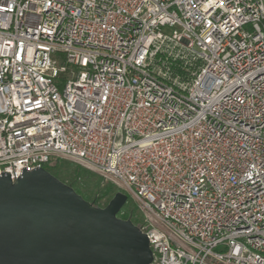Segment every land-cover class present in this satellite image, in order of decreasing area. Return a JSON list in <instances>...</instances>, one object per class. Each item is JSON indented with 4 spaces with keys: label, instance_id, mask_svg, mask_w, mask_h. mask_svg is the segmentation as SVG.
<instances>
[{
    "label": "built area",
    "instance_id": "built-area-1",
    "mask_svg": "<svg viewBox=\"0 0 264 264\" xmlns=\"http://www.w3.org/2000/svg\"><path fill=\"white\" fill-rule=\"evenodd\" d=\"M57 160L149 264H264V0H0V173Z\"/></svg>",
    "mask_w": 264,
    "mask_h": 264
},
{
    "label": "water",
    "instance_id": "water-1",
    "mask_svg": "<svg viewBox=\"0 0 264 264\" xmlns=\"http://www.w3.org/2000/svg\"><path fill=\"white\" fill-rule=\"evenodd\" d=\"M128 196L85 200L43 167L0 173V264H149L145 233L117 216Z\"/></svg>",
    "mask_w": 264,
    "mask_h": 264
},
{
    "label": "rangeland",
    "instance_id": "rangeland-1",
    "mask_svg": "<svg viewBox=\"0 0 264 264\" xmlns=\"http://www.w3.org/2000/svg\"><path fill=\"white\" fill-rule=\"evenodd\" d=\"M56 164L57 166L52 168L51 173L62 182L72 186L76 192L91 203L100 198V204H107L116 191L119 190L124 192L112 183L104 181L98 174L72 161L63 160ZM123 215H125L126 218H124ZM117 216L138 223L139 214L130 195H128L127 201L119 210Z\"/></svg>",
    "mask_w": 264,
    "mask_h": 264
},
{
    "label": "trees",
    "instance_id": "trees-1",
    "mask_svg": "<svg viewBox=\"0 0 264 264\" xmlns=\"http://www.w3.org/2000/svg\"><path fill=\"white\" fill-rule=\"evenodd\" d=\"M60 161H63V160L52 161L51 163L46 164L44 167H45V169H47L49 172H51L52 168H54V166H57L56 163H58V162H60ZM109 186H110V185H109ZM111 186H112V185H111ZM77 193H78V192H77ZM99 199H100V198H98L97 200L94 201V204H95V205H97V206H104V205H106V204H100V203H99ZM123 217L126 218L125 215H123ZM133 222H134V221H133ZM134 224H136V223L134 222Z\"/></svg>",
    "mask_w": 264,
    "mask_h": 264
}]
</instances>
